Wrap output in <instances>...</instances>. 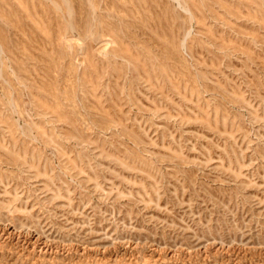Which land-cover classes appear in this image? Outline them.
Segmentation results:
<instances>
[{
	"label": "rangeland",
	"instance_id": "374dc122",
	"mask_svg": "<svg viewBox=\"0 0 264 264\" xmlns=\"http://www.w3.org/2000/svg\"><path fill=\"white\" fill-rule=\"evenodd\" d=\"M0 264H264V0H0Z\"/></svg>",
	"mask_w": 264,
	"mask_h": 264
}]
</instances>
